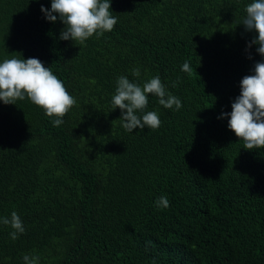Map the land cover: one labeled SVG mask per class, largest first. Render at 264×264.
<instances>
[{"label":"trees","instance_id":"1","mask_svg":"<svg viewBox=\"0 0 264 264\" xmlns=\"http://www.w3.org/2000/svg\"><path fill=\"white\" fill-rule=\"evenodd\" d=\"M252 2L110 0L113 30L79 44L45 18L51 0H0V62L38 58L76 100L60 126L28 98L0 100V218L25 228L13 240L0 223V264H264V147L218 119L264 60L246 50ZM157 75L182 107L150 95L138 115L161 126L126 131L118 77Z\"/></svg>","mask_w":264,"mask_h":264},{"label":"clouds","instance_id":"2","mask_svg":"<svg viewBox=\"0 0 264 264\" xmlns=\"http://www.w3.org/2000/svg\"><path fill=\"white\" fill-rule=\"evenodd\" d=\"M110 0H51V8L41 5V11L48 21L56 22L57 18L65 25L61 30L60 39L73 40L83 44L94 34L99 38L106 31L113 30L117 17L110 14ZM246 17L242 24L247 31H255L258 35L248 42L247 48L258 45L256 52L264 57V0H254L245 8ZM58 14L55 15V14ZM249 59L251 54L249 53ZM182 71L191 73L192 67L185 61ZM254 74L245 75L240 81V94L235 98L232 111L221 112L218 119L230 117L228 128L244 141V148L253 150L264 147V60L256 61ZM132 74L139 76V69H133ZM173 87L177 86L176 82ZM159 98V104L165 108L176 110L182 107L181 100L169 93L159 75L152 77L142 86L130 81L125 76L117 79V87L112 97V108L121 110L123 128L128 132L133 129H158L161 120L156 111L143 113L148 105V97ZM28 98L32 103L42 107L52 120L54 126L63 123V117L76 103L75 98L68 93L63 82L53 74L50 67H45L38 58L20 59L13 56L0 62V100L4 104H16L17 100ZM126 110V111H125ZM158 208L169 206L167 197L161 196L156 201ZM0 223L10 225L14 231L11 239L25 231L18 214L13 211L11 218H0ZM25 264H37L38 257H23Z\"/></svg>","mask_w":264,"mask_h":264}]
</instances>
